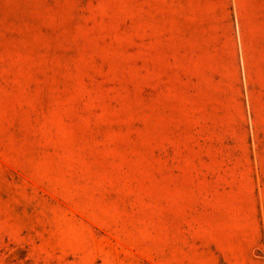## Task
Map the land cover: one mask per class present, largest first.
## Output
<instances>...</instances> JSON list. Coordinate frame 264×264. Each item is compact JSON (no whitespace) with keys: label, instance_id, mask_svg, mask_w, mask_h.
<instances>
[{"label":"rangeland","instance_id":"rangeland-1","mask_svg":"<svg viewBox=\"0 0 264 264\" xmlns=\"http://www.w3.org/2000/svg\"><path fill=\"white\" fill-rule=\"evenodd\" d=\"M0 264H264V0H0Z\"/></svg>","mask_w":264,"mask_h":264}]
</instances>
